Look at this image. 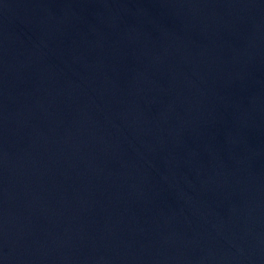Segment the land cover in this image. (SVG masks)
Segmentation results:
<instances>
[{"label": "water", "instance_id": "water-1", "mask_svg": "<svg viewBox=\"0 0 264 264\" xmlns=\"http://www.w3.org/2000/svg\"><path fill=\"white\" fill-rule=\"evenodd\" d=\"M0 138L156 264H264V0H0Z\"/></svg>", "mask_w": 264, "mask_h": 264}]
</instances>
